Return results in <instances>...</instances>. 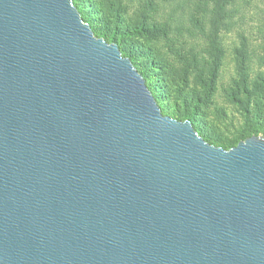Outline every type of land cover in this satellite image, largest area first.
Wrapping results in <instances>:
<instances>
[{
  "label": "water",
  "instance_id": "obj_1",
  "mask_svg": "<svg viewBox=\"0 0 264 264\" xmlns=\"http://www.w3.org/2000/svg\"><path fill=\"white\" fill-rule=\"evenodd\" d=\"M0 264H264V136L164 114L73 0H0Z\"/></svg>",
  "mask_w": 264,
  "mask_h": 264
},
{
  "label": "rangeland",
  "instance_id": "obj_2",
  "mask_svg": "<svg viewBox=\"0 0 264 264\" xmlns=\"http://www.w3.org/2000/svg\"><path fill=\"white\" fill-rule=\"evenodd\" d=\"M102 3L100 11L118 10L129 29L142 22L143 14L150 27L157 29L152 37H132L137 39L136 44L152 49L153 54L140 56L138 67L155 87H160L159 105L164 114L173 118L178 119L186 108L195 105V97L203 93L199 75L208 77L209 65L218 52L214 91L206 103L200 104L197 124L212 144L221 146L219 143L223 141L232 144L221 146L225 149L242 140L240 131L245 120L230 93L239 86L254 89L264 77V0H227L222 24L214 34L209 19L215 11L212 0H152V4L150 0H102ZM101 21L100 29L106 28L103 18ZM116 37L118 42L111 39L109 32V38H103L126 43L119 35ZM155 60L161 63V68H153Z\"/></svg>",
  "mask_w": 264,
  "mask_h": 264
},
{
  "label": "trees",
  "instance_id": "obj_3",
  "mask_svg": "<svg viewBox=\"0 0 264 264\" xmlns=\"http://www.w3.org/2000/svg\"><path fill=\"white\" fill-rule=\"evenodd\" d=\"M151 4H152V0ZM214 5V14H211L209 17L211 24V33L214 34L219 26L222 24L223 13L225 10V4L227 0H212ZM74 4L80 10L82 17L85 21L89 22L94 33L100 37L109 38V32L111 33V39L113 41L119 40L123 38L126 40V43L119 42L118 46L122 51L124 56L130 57L132 62L135 64L137 69L142 73L145 77L146 82L149 88L152 90L153 94L157 98L160 103V97L158 91L160 87H155L152 84V80H150L138 67L140 56L153 54L152 49L147 50L143 48V46L136 44V37H152L157 33L156 28L150 27L148 23V18L146 14L142 15V22L139 24H135L132 29L126 27V20L119 13L118 10L114 11V13H110L109 11H100L103 6L102 0H90L89 4L84 0H73ZM146 5L149 7L150 3ZM99 10V11H97ZM101 18L106 22V28L100 29L102 27ZM99 32V34H98ZM129 43V44H128ZM217 50V49H216ZM241 57L244 58V54L241 52ZM142 60V59H141ZM218 62V52H215L213 56V60L211 65H209V75L205 77L204 74H200V81L203 85V93L195 97L194 103L195 105L191 108H186L185 112L180 115L178 119L190 120L194 125L195 129L198 133L203 136L208 142L212 143L207 136L204 135L201 127L198 126L197 121L200 118L198 115V111L200 110V104L206 103L212 95L215 87V74ZM153 68H161V63L159 61H152ZM231 100L237 104V107L244 117V126L241 129L240 139H245L253 134L262 133L264 135V116H263V104H264V77H261V81L255 85L254 89H248L246 86H239L236 90L230 93ZM219 145L225 147L232 146L230 142H220Z\"/></svg>",
  "mask_w": 264,
  "mask_h": 264
}]
</instances>
